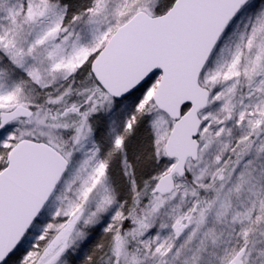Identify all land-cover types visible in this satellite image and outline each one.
Instances as JSON below:
<instances>
[{
  "label": "snow or ice",
  "instance_id": "snow-or-ice-1",
  "mask_svg": "<svg viewBox=\"0 0 264 264\" xmlns=\"http://www.w3.org/2000/svg\"><path fill=\"white\" fill-rule=\"evenodd\" d=\"M0 264H264V0H0Z\"/></svg>",
  "mask_w": 264,
  "mask_h": 264
}]
</instances>
